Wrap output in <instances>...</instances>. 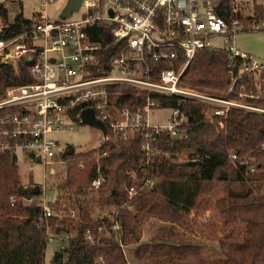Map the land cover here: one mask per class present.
Masks as SVG:
<instances>
[{
    "label": "built area",
    "instance_id": "built-area-1",
    "mask_svg": "<svg viewBox=\"0 0 264 264\" xmlns=\"http://www.w3.org/2000/svg\"><path fill=\"white\" fill-rule=\"evenodd\" d=\"M250 1L81 0L78 11L83 8L84 13L80 18L70 19L71 15L50 21L45 12L54 0H43L30 27L19 32L11 30L16 16L12 21L0 16V66H10L17 74L19 61L24 57L30 61V82L0 94V152L15 155L20 151L29 163L50 165L57 157V143L50 135L65 130L68 124H82L81 112L91 109L114 137L136 139L142 153L140 175H129L138 183L124 188L126 202L121 208L136 195L153 190L158 177L150 168L162 156L167 157L160 149L161 138L175 137L187 122L181 109L185 102L206 106L209 119L225 118L232 109L264 115V108L245 102L264 101V62L240 52L234 39L237 31L247 27L264 28V21L242 25L235 19L229 25L219 16L228 12L246 20L252 16L247 5ZM101 27L107 29L113 44L120 43L119 55L107 63H100L104 35L97 28ZM213 39L222 40L223 48H212ZM202 51H220L228 58L229 86L220 96L204 94L181 82L194 56ZM114 86L134 89L135 97L145 103L134 110L117 107L110 103L108 91ZM155 98L178 100L164 123L153 121ZM99 157L95 155L94 160ZM101 182L98 176L91 188L98 189ZM115 212L98 211L97 218L111 219L110 228L98 227L96 236L86 229L84 241L97 245L104 231L114 232V239H119ZM57 216L79 220L78 209L59 211ZM53 217L50 208L42 204L38 228H45V246L64 253L67 243L77 236V226L58 229L49 223Z\"/></svg>",
    "mask_w": 264,
    "mask_h": 264
},
{
    "label": "trees",
    "instance_id": "trees-1",
    "mask_svg": "<svg viewBox=\"0 0 264 264\" xmlns=\"http://www.w3.org/2000/svg\"><path fill=\"white\" fill-rule=\"evenodd\" d=\"M255 1L252 0V16L246 20L239 14L231 16L228 12L219 13V16L229 25L235 19L242 25L264 21V10ZM0 16L3 19L7 16L2 4ZM31 24V19L18 15L11 30L23 31ZM97 30L104 35L100 40L103 48L100 63H107L119 55L120 43L113 44L106 35V28ZM227 65L228 58L220 51L199 52L184 71L181 82L192 88L226 91L229 86ZM29 66L26 57L19 61L17 74L10 66H0V94L6 88L29 83ZM108 91L110 103L119 108L134 110L145 103L141 97H135L136 91L130 87L114 86ZM153 100L161 109L175 108L178 103L175 98ZM245 102L264 108V101ZM181 109L187 122L175 137H162L160 149L169 153L184 146L198 149L201 154L197 162L185 167L161 159L154 164L155 168L159 165L161 168L154 189L136 195L123 208L121 206L126 202L124 188L138 183L129 175L135 173L138 177L142 168V153L136 139H119L105 128L109 141L84 154L74 152L64 158L65 164L68 163L65 180L58 187L57 201L48 207L55 214L49 223L58 229L76 225L78 233L67 243L64 253L57 255L55 252L49 264H126L122 247L127 246L134 247L133 256L141 264H264V115L232 109L225 118L209 119L208 108L202 104L185 102ZM93 154L101 157L94 160L95 163H89ZM80 160L82 168L79 167ZM223 168L227 169L233 182L248 183L261 192V199L255 201L251 188L243 193L231 192L230 200L220 198L216 201L222 215L227 214L226 206L236 209L232 219L244 222L241 240L236 241L233 230H230L215 245L205 246L198 240L183 239V235L169 228L161 230L154 243L140 244L145 218L168 222L171 227H183L193 233L187 217L191 211L202 208L203 197L210 192L211 183L223 180V174L214 178ZM98 176L102 182L95 193L91 190V183ZM40 195V190L37 196H33L31 189L20 185L15 155L0 152V264H44L45 228H38L42 204L35 200ZM236 198L245 202L236 204ZM63 201L67 203L62 204ZM73 209H78V221L57 216L59 211ZM102 209H115L119 239H114V232L104 231L99 244L90 245L84 241V231L88 229L96 236L98 227L109 230L112 223L107 217L96 218L91 213ZM227 216L223 217V226L227 223Z\"/></svg>",
    "mask_w": 264,
    "mask_h": 264
},
{
    "label": "rangeland",
    "instance_id": "rangeland-1",
    "mask_svg": "<svg viewBox=\"0 0 264 264\" xmlns=\"http://www.w3.org/2000/svg\"><path fill=\"white\" fill-rule=\"evenodd\" d=\"M42 1L43 0H0V4H2L6 9L8 20L12 21L14 17L18 15L31 19L35 12L40 10ZM67 1L68 0H54L53 3L48 5L45 13L50 21L61 20L60 14ZM252 3L253 2L251 0L250 3H247V5L252 8ZM255 4L261 5L264 10V0H256ZM245 7L246 6L244 5L242 9L243 14L246 12L244 11ZM83 13L84 9L82 8L80 11L73 13L70 19H78ZM234 39L236 48L240 52L252 56V58L259 62H264V28L252 29L251 27H247L245 30L237 31L234 35ZM211 47L218 50L222 49V40L213 39L211 41ZM194 88L204 94H219V96L222 94V91L220 90ZM158 109L161 108H157L153 111V121L157 123L166 122L171 115V110ZM219 128L222 127L219 126ZM50 138L57 143V157L50 160L52 162L50 165L45 166L41 163H29L22 152L17 151L15 154L20 185L27 190L37 187L41 191V195L35 200L36 202L42 201V204L46 207H50L55 204L59 195L58 187L63 184L65 180L66 166H68V163L65 164L63 155L68 151V149L72 148L75 154H84L92 150L94 147L99 146L107 139L108 141L110 140L109 137L107 138L106 134H104V132L100 129L95 127L91 128L84 124H68L65 130H62L59 133L51 134ZM184 147L179 148L174 152H166L167 157L162 156L163 160L168 164L185 167L189 164L197 162L198 155L201 154V151L195 148ZM94 154L91 156V159L88 160L89 163H95ZM80 163L82 165L83 162L80 160L79 164ZM51 169L53 170L52 173L50 172ZM150 170L153 172V175H157L159 181L161 170L160 165L156 168L153 166ZM221 174L225 175V177H223V180L218 179L211 183L210 192L203 197L204 204L202 208L197 211H191L187 217V224L190 228H192L194 231L193 233L187 230L185 231L182 229L183 227H171L168 222L145 218L142 225L140 244L154 243L156 241L157 234H159L161 230H168L169 228H173L176 233L183 235V239L192 241L198 240L205 246L215 245L217 240L230 230H233V235L235 234L234 239L236 241L241 240L244 222L232 219V216L237 213L236 209H229L228 206H226L225 212L227 211V214L222 215L217 209L216 201L220 198H228L230 200L232 197L231 192H233V194L243 193L247 190V188L253 189L252 198L255 201L261 199V192L260 190L254 188L253 185L249 186L248 183L233 182L229 173H227L226 168L221 169V171L219 170L214 178L217 179V177ZM91 190L96 193L98 189L91 188ZM243 202L245 201L236 198V204H241ZM66 203V201L62 202V204ZM24 204H26L25 201ZM50 210L52 211V209ZM91 213L97 218L98 211L94 210L91 211ZM225 216H227L228 219H225L227 223L223 226V217ZM175 241L177 242V240ZM133 248V246L122 248V254L125 257V261H128L129 264H141L140 261L134 258ZM55 250L56 248L51 245L45 246L43 255L44 264L50 263Z\"/></svg>",
    "mask_w": 264,
    "mask_h": 264
},
{
    "label": "water",
    "instance_id": "water-1",
    "mask_svg": "<svg viewBox=\"0 0 264 264\" xmlns=\"http://www.w3.org/2000/svg\"><path fill=\"white\" fill-rule=\"evenodd\" d=\"M80 4H81V0H68L64 9L62 10V12L60 14L61 20H65V19L69 18L73 13L77 12L79 7H80ZM80 119H81L82 124L87 125L91 128L92 127L98 128L101 131H103L104 134H106V136H107L104 125L95 119V116H94L91 109L83 110L80 114ZM107 138H108V136H107ZM106 141H108V139ZM73 153H74L73 149L69 148L68 151L63 155V158H65L66 156H71V155H73ZM38 194H39V190L37 187H34L31 189V195L37 196ZM28 200H29V198H28ZM56 254L57 255L60 254L59 248L56 249Z\"/></svg>",
    "mask_w": 264,
    "mask_h": 264
},
{
    "label": "crops",
    "instance_id": "crops-1",
    "mask_svg": "<svg viewBox=\"0 0 264 264\" xmlns=\"http://www.w3.org/2000/svg\"><path fill=\"white\" fill-rule=\"evenodd\" d=\"M50 172L52 173V172H53V170L51 169V170H50Z\"/></svg>",
    "mask_w": 264,
    "mask_h": 264
}]
</instances>
